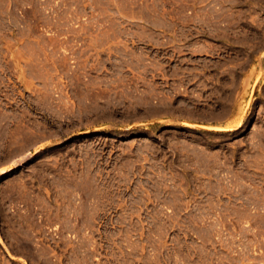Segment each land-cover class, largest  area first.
Segmentation results:
<instances>
[{"label": "rangeland", "instance_id": "374dc122", "mask_svg": "<svg viewBox=\"0 0 264 264\" xmlns=\"http://www.w3.org/2000/svg\"><path fill=\"white\" fill-rule=\"evenodd\" d=\"M6 167L0 264H264V0H0Z\"/></svg>", "mask_w": 264, "mask_h": 264}, {"label": "bare ground", "instance_id": "6f19581e", "mask_svg": "<svg viewBox=\"0 0 264 264\" xmlns=\"http://www.w3.org/2000/svg\"><path fill=\"white\" fill-rule=\"evenodd\" d=\"M186 124H188L189 126H191V123H188V122H187ZM193 125H195V124H193ZM193 125H192V126H193ZM197 126H198V125H197ZM198 127H200V126H198ZM195 128H196V126H195ZM213 128H214V127H213ZM218 128H219V127H218ZM9 169H10L9 167L1 168V169H0V174H1V173H4V172H6V171H8Z\"/></svg>", "mask_w": 264, "mask_h": 264}]
</instances>
